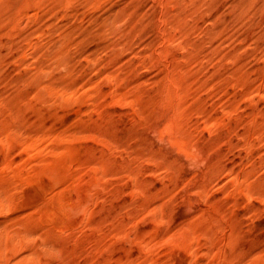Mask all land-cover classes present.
Segmentation results:
<instances>
[{
	"label": "rangeland",
	"instance_id": "1",
	"mask_svg": "<svg viewBox=\"0 0 264 264\" xmlns=\"http://www.w3.org/2000/svg\"><path fill=\"white\" fill-rule=\"evenodd\" d=\"M103 1L0 0V264H264V0Z\"/></svg>",
	"mask_w": 264,
	"mask_h": 264
},
{
	"label": "bare ground",
	"instance_id": "2",
	"mask_svg": "<svg viewBox=\"0 0 264 264\" xmlns=\"http://www.w3.org/2000/svg\"><path fill=\"white\" fill-rule=\"evenodd\" d=\"M101 1H103V0H48V3L50 4V6H52V7H55V8H67V9H76L75 11H77V9H79V8H84V7H86V8H88V6H90V7H93V6H95V5H97V4H99ZM105 1V0H104ZM103 1V2H104ZM108 1V0H107ZM125 1V0H124ZM160 2V1H159ZM164 2L166 3L167 2V4H169V3H174V1L173 0H164ZM101 4H103V3H101ZM109 4H111V3H109ZM166 4V5H167ZM106 5V4H105ZM105 7V6H104ZM109 7V6H108ZM173 8V7H172ZM50 9V8H49ZM67 9H65L64 11H66ZM89 9H91V8H89ZM106 9V8H105ZM85 10V9H84ZM108 10H109V8H108ZM107 10V11H108ZM58 11V10H57ZM62 11H63V9H62ZM73 10H71V12H72ZM79 11H81V9L79 10ZM94 11V10H93ZM105 11V10H104ZM68 12V11H67ZM74 12V11H73ZM126 12V11H125ZM54 13H55V11H54ZM62 13V12H61ZM57 14V13H56ZM82 15V14H81ZM79 17V16H78ZM262 263H264V262H262Z\"/></svg>",
	"mask_w": 264,
	"mask_h": 264
}]
</instances>
